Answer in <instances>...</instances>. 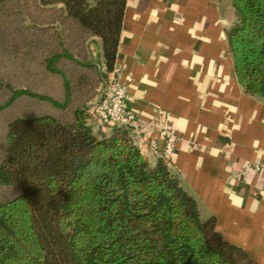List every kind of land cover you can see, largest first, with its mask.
<instances>
[{"label":"trees","instance_id":"16d2710c","mask_svg":"<svg viewBox=\"0 0 264 264\" xmlns=\"http://www.w3.org/2000/svg\"><path fill=\"white\" fill-rule=\"evenodd\" d=\"M222 1L236 15L227 43L238 82L264 100V0ZM126 8L0 0V33L7 26L16 45L0 104L11 115L0 191L12 193L0 201V264H257L215 217L202 219L169 161L151 167L131 129L99 127L93 112L117 68Z\"/></svg>","mask_w":264,"mask_h":264},{"label":"crops","instance_id":"0c3cea01","mask_svg":"<svg viewBox=\"0 0 264 264\" xmlns=\"http://www.w3.org/2000/svg\"><path fill=\"white\" fill-rule=\"evenodd\" d=\"M235 23L230 1L127 0L116 69L150 166L163 158L169 128L181 139L171 170L202 219L215 217L226 241L264 264V181L238 176L246 164L264 165V100L245 94L236 77L227 43Z\"/></svg>","mask_w":264,"mask_h":264},{"label":"built area","instance_id":"2783aa9c","mask_svg":"<svg viewBox=\"0 0 264 264\" xmlns=\"http://www.w3.org/2000/svg\"><path fill=\"white\" fill-rule=\"evenodd\" d=\"M128 87V83L121 80L116 69L103 100L97 104L93 112L99 126L105 128L121 126L131 129L132 132L137 130L139 117L127 108ZM162 139L164 141L162 156L166 161H170L181 139L169 128L162 130ZM250 174L264 181V165L260 163L246 164L241 168L238 176L246 179ZM262 192L264 194V186Z\"/></svg>","mask_w":264,"mask_h":264},{"label":"rangeland","instance_id":"374dc122","mask_svg":"<svg viewBox=\"0 0 264 264\" xmlns=\"http://www.w3.org/2000/svg\"><path fill=\"white\" fill-rule=\"evenodd\" d=\"M7 28V26L4 27L3 25L2 31L0 33V104H3L6 100L5 97H3L5 93V86L3 84L8 82L9 72L13 69L10 66V63L14 62L12 53H16V45L12 47L10 46V41H8L9 35L6 32ZM15 111H17V109ZM10 116V111L0 113V134L3 132L4 123H6V120ZM11 195V191H0V201L4 200L6 196L10 197Z\"/></svg>","mask_w":264,"mask_h":264}]
</instances>
